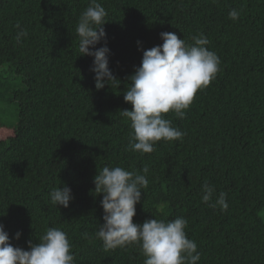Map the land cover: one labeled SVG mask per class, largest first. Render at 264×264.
Returning <instances> with one entry per match:
<instances>
[{
	"label": "trees",
	"instance_id": "16d2710c",
	"mask_svg": "<svg viewBox=\"0 0 264 264\" xmlns=\"http://www.w3.org/2000/svg\"><path fill=\"white\" fill-rule=\"evenodd\" d=\"M89 2L0 0V100L16 107L15 126L0 124V224L11 244L28 250L57 227L75 264H143L136 245L105 251L96 238L104 211L93 180L104 166L141 174L147 167L134 223L182 216L197 264H264V0H98L119 80L100 90L75 31ZM17 24L27 31L19 43ZM161 32L189 44L203 33L221 63L183 119L165 114L183 139L141 155L127 150L130 122L119 111L132 108L123 94L140 49L161 45ZM205 182L216 189L213 202L227 194V211L201 202ZM65 185L74 199L52 205L49 193Z\"/></svg>",
	"mask_w": 264,
	"mask_h": 264
},
{
	"label": "clouds",
	"instance_id": "9594fccd",
	"mask_svg": "<svg viewBox=\"0 0 264 264\" xmlns=\"http://www.w3.org/2000/svg\"><path fill=\"white\" fill-rule=\"evenodd\" d=\"M108 13L98 0H90L81 13L75 31L78 35L79 56L93 57L91 71L95 74V88L103 89L105 84L119 81L109 68L107 38L103 27ZM240 12L232 9L229 18L237 20ZM20 31L19 43L27 31L16 25ZM161 45L143 52L141 64L128 77L129 84L123 98L131 104V110H121L120 115L130 122L131 132L127 150L141 155L152 153L157 142L182 140L185 133L172 126L165 114L172 112L183 119L198 90H203L215 79L220 59L206 45L209 39L199 33L186 43L173 32H161ZM104 41V46L96 47ZM138 44L140 42H137ZM147 167L141 173L128 171L123 167L104 166L94 177V193L103 194L100 205L103 208L104 223L99 226L96 238L103 242L105 251L136 245L145 257L143 264H197L201 259L197 244L187 237L186 218L173 220L147 219L142 224L134 223L136 204L141 201L142 190L148 187ZM216 194L214 186L202 185L201 202L209 207L227 211V194ZM54 206L67 208L74 199L67 185L54 188L50 193ZM21 233L15 234V239ZM0 264H75V255L67 233L57 227L46 229L40 242H28V250L14 247L4 225L0 224Z\"/></svg>",
	"mask_w": 264,
	"mask_h": 264
},
{
	"label": "rangeland",
	"instance_id": "374dc122",
	"mask_svg": "<svg viewBox=\"0 0 264 264\" xmlns=\"http://www.w3.org/2000/svg\"><path fill=\"white\" fill-rule=\"evenodd\" d=\"M6 77L5 74L0 73V81ZM0 124L7 127H14L16 124V107L15 103L5 102L0 100Z\"/></svg>",
	"mask_w": 264,
	"mask_h": 264
}]
</instances>
